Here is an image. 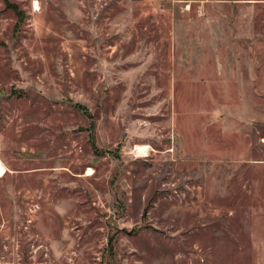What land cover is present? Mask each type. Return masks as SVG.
Returning a JSON list of instances; mask_svg holds the SVG:
<instances>
[{
  "label": "rangeland",
  "instance_id": "obj_1",
  "mask_svg": "<svg viewBox=\"0 0 264 264\" xmlns=\"http://www.w3.org/2000/svg\"><path fill=\"white\" fill-rule=\"evenodd\" d=\"M0 162V264H264V2L0 0Z\"/></svg>",
  "mask_w": 264,
  "mask_h": 264
},
{
  "label": "bare ground",
  "instance_id": "obj_2",
  "mask_svg": "<svg viewBox=\"0 0 264 264\" xmlns=\"http://www.w3.org/2000/svg\"><path fill=\"white\" fill-rule=\"evenodd\" d=\"M34 6L37 7V3H34ZM135 151L137 154L139 155H145L147 153V147L145 146H141V147H136ZM6 174V170L5 167L2 165V163L0 162V177L4 176ZM91 174V170L88 169L87 171V176H89Z\"/></svg>",
  "mask_w": 264,
  "mask_h": 264
},
{
  "label": "trees",
  "instance_id": "obj_3",
  "mask_svg": "<svg viewBox=\"0 0 264 264\" xmlns=\"http://www.w3.org/2000/svg\"><path fill=\"white\" fill-rule=\"evenodd\" d=\"M12 8L15 10V12H16V8L14 7V6H12Z\"/></svg>",
  "mask_w": 264,
  "mask_h": 264
},
{
  "label": "crops",
  "instance_id": "obj_4",
  "mask_svg": "<svg viewBox=\"0 0 264 264\" xmlns=\"http://www.w3.org/2000/svg\"><path fill=\"white\" fill-rule=\"evenodd\" d=\"M258 1H260V2H264V0H258Z\"/></svg>",
  "mask_w": 264,
  "mask_h": 264
}]
</instances>
